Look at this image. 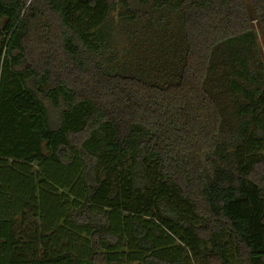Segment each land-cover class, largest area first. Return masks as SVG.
<instances>
[{
	"label": "trees",
	"instance_id": "16d2710c",
	"mask_svg": "<svg viewBox=\"0 0 264 264\" xmlns=\"http://www.w3.org/2000/svg\"><path fill=\"white\" fill-rule=\"evenodd\" d=\"M0 264H264V0H0Z\"/></svg>",
	"mask_w": 264,
	"mask_h": 264
},
{
	"label": "rangeland",
	"instance_id": "374dc122",
	"mask_svg": "<svg viewBox=\"0 0 264 264\" xmlns=\"http://www.w3.org/2000/svg\"><path fill=\"white\" fill-rule=\"evenodd\" d=\"M133 2V4L135 3L134 1H132ZM259 43H260V41H258ZM46 104H48V102L46 101Z\"/></svg>",
	"mask_w": 264,
	"mask_h": 264
}]
</instances>
